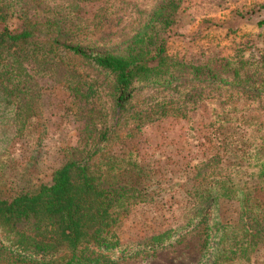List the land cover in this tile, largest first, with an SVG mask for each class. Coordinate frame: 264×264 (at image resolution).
I'll return each instance as SVG.
<instances>
[{
  "label": "rangeland",
  "instance_id": "obj_1",
  "mask_svg": "<svg viewBox=\"0 0 264 264\" xmlns=\"http://www.w3.org/2000/svg\"><path fill=\"white\" fill-rule=\"evenodd\" d=\"M196 1L172 0L177 4L173 23L156 34L165 54L219 72L222 60L228 59L240 63L243 75L263 79L264 27L243 30V1L213 0L220 12L203 17L193 8ZM162 2L33 0L28 9L34 17L47 6L56 13L63 8L60 24L67 30L87 26L73 35V43L120 52ZM229 4L234 12L224 11ZM21 7L15 5L0 28L19 31ZM105 11L108 17H97ZM38 62L32 55L22 59L36 83L28 106L16 110L8 96L0 98V198L36 191L67 161L108 156L131 177L141 167L145 200L117 228L125 253L101 256L99 264H224L218 255L226 247L236 252L226 264H264V224L256 225L243 213L240 194L256 185L253 196L264 202V92L221 79L158 78L136 82L119 104L111 73L76 61L82 77L78 83L61 68L64 64L52 74ZM209 185L213 198L207 201L199 191ZM248 222L254 223L250 231L261 232L262 242L245 260L237 242ZM165 234L161 243L148 244L153 236ZM209 235L213 252L203 259ZM0 264L49 263L0 249Z\"/></svg>",
  "mask_w": 264,
  "mask_h": 264
},
{
  "label": "trees",
  "instance_id": "obj_2",
  "mask_svg": "<svg viewBox=\"0 0 264 264\" xmlns=\"http://www.w3.org/2000/svg\"><path fill=\"white\" fill-rule=\"evenodd\" d=\"M32 1L0 0V23L14 13L18 3H21L23 11V26L19 31H12L7 26L0 28V98L8 96L13 109L28 106L36 88L33 77L22 63L28 55L39 61L42 71L52 74L59 68L57 66L64 64L66 67L61 68L66 69L69 76L76 77L78 83L82 77L76 61L111 73L119 104L127 99L136 82L158 78L168 82L187 76L199 80L221 79L264 92V78L243 75L240 63L233 65L228 59H223L222 71L219 72L207 64H186L169 58L156 34L173 23L177 4L172 0H163L142 30L120 52L89 50L73 43V35L86 30L87 26L67 30L60 24L63 19L59 15L66 13L63 8L56 13L47 6L33 17L28 9ZM76 1L65 0V3ZM167 3L171 5L167 7ZM97 17L105 19L108 16L105 11ZM110 161L108 156L67 161L53 172L50 183L41 184L36 191L0 198V249L23 259L49 264H99L97 258L101 256L114 258L125 253L122 252L117 228L134 206L145 200L139 186L141 167L131 177L126 168L116 169ZM255 188L256 185L246 186L240 194L245 209L243 213L260 226L264 224V202H258L253 196ZM212 189L209 185L199 191V195L209 201L213 198ZM228 193L233 194V191ZM194 218L187 224H193ZM252 224L248 222L245 229H240L242 237L237 242V249L245 260L262 242L261 232L250 231ZM165 237L166 234L153 236L148 244L155 246ZM210 237L203 259L213 252L208 249ZM235 254L229 247L222 248L218 261L226 264ZM199 264H216V260L200 261Z\"/></svg>",
  "mask_w": 264,
  "mask_h": 264
},
{
  "label": "crops",
  "instance_id": "obj_3",
  "mask_svg": "<svg viewBox=\"0 0 264 264\" xmlns=\"http://www.w3.org/2000/svg\"><path fill=\"white\" fill-rule=\"evenodd\" d=\"M240 4V11L242 15L239 19L243 30L249 29L252 25L257 26L258 29L264 27V0H255L253 4L251 0H242ZM228 8L225 9V12H234V8L232 5H228ZM263 7V8H262ZM194 10L199 13L201 17L204 15H213L215 13H219V5L215 3V1L211 0H197L193 4ZM252 28V27H251Z\"/></svg>",
  "mask_w": 264,
  "mask_h": 264
}]
</instances>
